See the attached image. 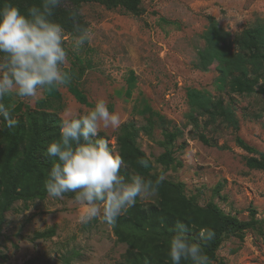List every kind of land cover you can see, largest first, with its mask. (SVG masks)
Instances as JSON below:
<instances>
[{
    "label": "rangeland",
    "instance_id": "obj_1",
    "mask_svg": "<svg viewBox=\"0 0 264 264\" xmlns=\"http://www.w3.org/2000/svg\"><path fill=\"white\" fill-rule=\"evenodd\" d=\"M141 9L142 14L133 17L98 5L82 7L81 15L92 35L89 53L78 55L91 68L80 79L79 88L91 106L103 99L109 111L121 117V126L130 122L138 129L146 126L145 119L136 114L142 98L163 118L160 123L163 128L155 126L151 137L140 132L137 140L155 173L163 170L155 164V159L164 152L160 146L163 132L180 128L183 136L169 150L181 167H171L165 180L183 184L185 195L194 197L199 206L212 202L239 221H249V211L256 212L255 228L246 231L242 240L225 239L211 264H264V172L249 170L245 165L249 156L234 143L238 136L264 154V100L232 97L239 120L237 133L220 124L204 127L206 118L198 119L200 132L213 140L217 148L192 139L185 118L187 89L219 95L214 89L218 77L215 66L207 72L197 68L207 18L212 17L234 36L264 21V0H141ZM130 72L136 84L132 96L126 100L124 92ZM59 93L61 121L90 109L78 104L65 88L60 87ZM41 98L39 93L23 102L34 110L35 102ZM222 98L225 102L229 99L224 95ZM119 128L100 129V135L109 140L116 152ZM153 202L154 198H150L140 203L145 206ZM81 211L74 200L66 198L47 197L29 204L27 210L21 203L15 204L5 214L1 228L0 264H63V259L71 264L120 262L126 246L117 243L102 218L79 222ZM48 230L54 231L50 239H34L35 233Z\"/></svg>",
    "mask_w": 264,
    "mask_h": 264
},
{
    "label": "trees",
    "instance_id": "obj_2",
    "mask_svg": "<svg viewBox=\"0 0 264 264\" xmlns=\"http://www.w3.org/2000/svg\"><path fill=\"white\" fill-rule=\"evenodd\" d=\"M4 2L6 0H0V4ZM10 2L24 11L31 4H38L39 0ZM84 5H98L107 11L120 10L123 14L133 17L142 14L141 0H63L54 19L64 24L68 34L72 33L73 22L68 18L72 11L78 13V22L89 29V24L81 15ZM207 22L208 26L201 35L203 48L198 53L197 68L207 72L215 66L218 77L214 81V89L219 95L213 96L206 91L187 89L185 99L188 112L185 118L186 126L191 127L189 133L192 139H197L204 146L217 148L213 140L200 132L198 119L206 118L204 127L213 128L220 124L237 133L239 120L232 97L264 100V21H259L234 36L223 30L212 17L207 18ZM81 53H89L88 42ZM90 68V64L78 54L69 53V67L66 69L71 76V82L63 88L78 104L87 108L92 106L87 102L78 83ZM135 84L136 78L130 72L124 92L126 100L132 96ZM59 89L49 88L42 91V98L35 102L34 110L15 97L7 100L12 116L18 124L13 129L0 125V233L5 223V214L15 204L21 203L27 210L29 204L42 202L48 197L44 181L54 158L46 154V147L59 136L61 120L58 113L62 110ZM223 95L229 98L227 102L223 100ZM140 102L141 106L136 114L145 119L146 126L138 129L131 122L122 125L115 138V146L117 153L122 155L128 165L122 169L126 176L139 173L146 178H155L161 173L165 175L173 166L181 167L169 148L176 140L182 138L183 132L177 127H173L170 132H163L164 141L160 146L164 152L155 159V164L163 170L155 173L152 162L141 151L137 140L140 132L151 137L155 126L162 125L160 123L163 118L151 109L144 98ZM160 127L163 128V125ZM234 143L249 156L245 160L249 170L264 172L263 153L249 146L238 136L235 137ZM141 159L148 162L147 167L138 163ZM64 198L74 200L72 193H66ZM255 215L256 212L250 210V220L242 222L236 217L224 214L212 202L201 207L194 197L188 198L185 195L183 184L164 180L152 204L144 206L137 201L136 206L118 217L114 225H108L117 243L126 246L125 254L117 264H171L167 256V243L177 220L185 224L190 239L195 240L201 228L215 232L214 240L203 245L212 263L225 239L242 240L246 231L255 228L258 224ZM53 235L54 231L48 230L37 232L33 237L35 240H47ZM62 263L71 264L68 259H63ZM181 264L190 262L182 261Z\"/></svg>",
    "mask_w": 264,
    "mask_h": 264
},
{
    "label": "clouds",
    "instance_id": "obj_3",
    "mask_svg": "<svg viewBox=\"0 0 264 264\" xmlns=\"http://www.w3.org/2000/svg\"><path fill=\"white\" fill-rule=\"evenodd\" d=\"M63 0H39L22 11L6 0L0 4V125L9 129L17 126L7 100L37 97L49 88L66 87L71 76L66 69L69 53H80L91 38L90 30L78 22L72 11V33L54 19ZM67 40V43H66ZM121 117L110 112L106 102L99 99L84 114L61 121L58 139L49 143L46 154L54 158L44 181L47 196L64 199L72 193L74 202L82 209L78 219L87 223L102 218L114 225L117 218L159 194L166 176L146 178L137 173L126 176L122 169L126 161L100 136L101 126L118 129ZM147 167V161H138ZM167 243L171 264H211L203 245L211 243L215 232L201 228L190 239L185 224L177 220ZM198 241V242H196Z\"/></svg>",
    "mask_w": 264,
    "mask_h": 264
}]
</instances>
